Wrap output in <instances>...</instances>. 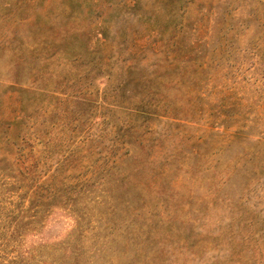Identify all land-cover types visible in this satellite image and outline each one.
Here are the masks:
<instances>
[{
	"label": "rangeland",
	"instance_id": "374dc122",
	"mask_svg": "<svg viewBox=\"0 0 264 264\" xmlns=\"http://www.w3.org/2000/svg\"><path fill=\"white\" fill-rule=\"evenodd\" d=\"M0 264H264V0H0Z\"/></svg>",
	"mask_w": 264,
	"mask_h": 264
}]
</instances>
